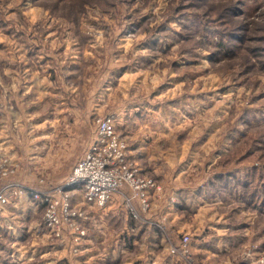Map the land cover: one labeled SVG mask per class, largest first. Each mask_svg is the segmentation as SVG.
<instances>
[{"label": "rangeland", "instance_id": "374dc122", "mask_svg": "<svg viewBox=\"0 0 264 264\" xmlns=\"http://www.w3.org/2000/svg\"><path fill=\"white\" fill-rule=\"evenodd\" d=\"M107 116L148 207L77 188L83 217L58 205L52 228L22 189L61 202ZM13 183L0 264H264V0H0V191Z\"/></svg>", "mask_w": 264, "mask_h": 264}, {"label": "built area", "instance_id": "2783aa9c", "mask_svg": "<svg viewBox=\"0 0 264 264\" xmlns=\"http://www.w3.org/2000/svg\"><path fill=\"white\" fill-rule=\"evenodd\" d=\"M114 129L112 116H107L100 121L95 139L90 143L83 156L77 159L64 185L59 187L64 194L61 202L46 192L33 188H21L23 191L27 190L26 192H29L34 199L45 204V220L52 228L59 227L58 205L61 206L66 217L77 219L83 217L82 212H76L69 205L68 196L77 188L82 191L87 203L103 207L114 194H121L125 197L124 188L129 187L132 195L125 197V204L136 219L139 218V214L132 199H137L139 208L144 210L148 207L147 195L154 189L153 184L151 180L141 178L135 166L132 167L127 161V154L122 152L125 147L119 141ZM11 186L20 188V185L15 183L4 186L0 191V203L6 201L4 190ZM61 191L59 190V192ZM180 247L179 255L187 259L189 253L187 237L184 238ZM170 252L175 254L178 252V247L171 246Z\"/></svg>", "mask_w": 264, "mask_h": 264}, {"label": "crops", "instance_id": "0c3cea01", "mask_svg": "<svg viewBox=\"0 0 264 264\" xmlns=\"http://www.w3.org/2000/svg\"><path fill=\"white\" fill-rule=\"evenodd\" d=\"M86 150V147H85V149L83 150V152L81 153V156L85 153L84 151ZM81 156H79V157H81ZM160 198H162L161 196H160ZM161 202H162V200H161ZM176 206L175 207H179V206H177L178 204H175ZM188 207V206H187ZM180 208H181V206H180ZM159 213V215L160 214H162L161 212H158ZM162 216V215H161Z\"/></svg>", "mask_w": 264, "mask_h": 264}, {"label": "trees", "instance_id": "16d2710c", "mask_svg": "<svg viewBox=\"0 0 264 264\" xmlns=\"http://www.w3.org/2000/svg\"><path fill=\"white\" fill-rule=\"evenodd\" d=\"M224 184L227 185V183L229 182L228 180H223ZM188 208V207H187Z\"/></svg>", "mask_w": 264, "mask_h": 264}]
</instances>
